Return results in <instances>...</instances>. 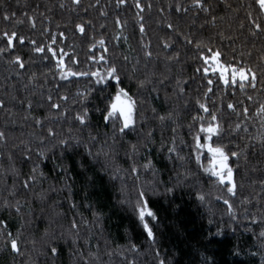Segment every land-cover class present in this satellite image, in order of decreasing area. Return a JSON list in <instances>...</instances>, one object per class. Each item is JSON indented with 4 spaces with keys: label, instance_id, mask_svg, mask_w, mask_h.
Instances as JSON below:
<instances>
[{
    "label": "trees",
    "instance_id": "1",
    "mask_svg": "<svg viewBox=\"0 0 264 264\" xmlns=\"http://www.w3.org/2000/svg\"><path fill=\"white\" fill-rule=\"evenodd\" d=\"M5 32L24 43L10 48ZM0 49V264H264L256 0H0ZM217 51L255 72V86L205 73ZM120 89L136 102L123 132L122 117L105 119ZM209 123L220 129L212 146L230 155L233 192L197 149ZM141 190L155 239L138 218Z\"/></svg>",
    "mask_w": 264,
    "mask_h": 264
},
{
    "label": "snow or ice",
    "instance_id": "2",
    "mask_svg": "<svg viewBox=\"0 0 264 264\" xmlns=\"http://www.w3.org/2000/svg\"><path fill=\"white\" fill-rule=\"evenodd\" d=\"M76 3H79V0H75ZM120 3H123L124 0H119ZM256 2L259 4L260 8L264 10V0H256ZM194 3L200 7H203L204 0H194ZM139 6V5H137ZM7 18V17H5ZM81 32H84V26L79 25L78 26ZM259 27V25H257ZM141 30H143V27L141 26ZM6 43L9 45V47H14L15 42L18 40L19 43H24V38L19 37L16 32H12L11 34L5 32L3 34ZM99 43L103 44V41H100ZM4 51V49H0V52ZM37 52H43V48H36ZM212 50L209 49V52ZM52 55L55 56L56 52L53 50ZM220 52H215L210 57L206 56L204 57L205 63L211 62V68L213 72H220L221 76L223 77L224 83L227 84H236L239 82L240 87L243 88L244 82L248 81L249 84H251L253 87L255 86L252 82L256 80L257 76L256 73L253 72L250 68H244V67H231V66H225L220 64ZM95 59V58H94ZM99 59L103 60L104 57L101 56ZM18 63L19 67L23 68L24 63L21 59V57L17 56L15 61ZM60 66H63V62H59ZM205 73L209 71V68L203 69ZM116 69L111 68L107 74V78L115 79L117 82H119V76L116 75ZM227 73H230V79L229 76L226 75ZM72 75H88V73H71ZM91 75H94L98 77L97 83L104 82L106 77L102 76L101 73L95 72L91 73ZM209 83H212V81H209ZM135 106L136 102L128 96V94L123 90L120 89V91L117 93L115 100L110 105V110L107 112V116L105 117L106 120H114L117 118V115L122 117V126L120 127V131L123 132L125 129H129L134 123V113H135ZM58 107V105H57ZM228 107H233V105H229ZM201 108H204L205 111H208V109L201 105ZM261 113H264V106L261 107ZM86 115V114H85ZM85 115H81L79 119L81 122L84 121ZM163 119V118H162ZM213 121L216 120V117H212ZM200 132L206 133V139L209 141L207 144H201L200 143V137H195V140L197 142V149H204L206 148L209 153L212 154V164L211 167H208L205 169V171L210 172L211 175L216 176L219 179L220 183H230L231 187L228 188L229 192H233L235 188V183L233 180V168L229 166L228 161L230 159V155L228 152L225 151L224 147H213L211 144V141L214 136H218L220 129L218 125H213L212 123H209L208 127H201ZM3 133H0V136H2ZM170 151H174V149H170ZM238 153L232 152L231 156H237ZM199 159V156L197 157ZM27 183V182H26ZM139 196L141 199L137 202V210H138V218L140 222L142 223L143 228L145 229L148 237L155 239L153 228L150 226L148 222V218L151 220H156V214L155 212L148 206V198L144 191L139 192ZM203 199V197H201ZM264 235V233H262ZM11 248L15 250L16 252H19L20 249L18 247V242L16 239H13L11 241ZM51 251L53 253L57 252V249L52 248ZM163 264V262H161Z\"/></svg>",
    "mask_w": 264,
    "mask_h": 264
},
{
    "label": "rangeland",
    "instance_id": "3",
    "mask_svg": "<svg viewBox=\"0 0 264 264\" xmlns=\"http://www.w3.org/2000/svg\"><path fill=\"white\" fill-rule=\"evenodd\" d=\"M210 56H211V55H210ZM207 64H208L209 67H210V68H209V71L212 70V68H211V62H210V63H207ZM220 64L225 65V64L222 63V62H220ZM225 66H228V65H225ZM231 67H234V66H231ZM217 73L220 74V72H218V71H217ZM220 75H221V74H220ZM226 75H228V76H229V79H230L231 74H230V73H227ZM222 78H223V77H222ZM114 100H115V99H114ZM122 119H123V118H122Z\"/></svg>",
    "mask_w": 264,
    "mask_h": 264
},
{
    "label": "water",
    "instance_id": "4",
    "mask_svg": "<svg viewBox=\"0 0 264 264\" xmlns=\"http://www.w3.org/2000/svg\"><path fill=\"white\" fill-rule=\"evenodd\" d=\"M263 11V14H264V10H262Z\"/></svg>",
    "mask_w": 264,
    "mask_h": 264
}]
</instances>
